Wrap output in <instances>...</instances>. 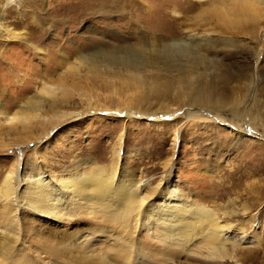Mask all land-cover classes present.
<instances>
[{"label": "rangeland", "instance_id": "1", "mask_svg": "<svg viewBox=\"0 0 264 264\" xmlns=\"http://www.w3.org/2000/svg\"><path fill=\"white\" fill-rule=\"evenodd\" d=\"M8 1L0 0L4 24L0 28V109L15 112L16 102L25 101L28 94L60 101L32 117L28 130L14 128L17 117L0 114V141L9 144L0 147V186L14 157L22 159V167H27L28 159L34 160L37 170L43 167L55 177L73 162L93 159L109 168L105 173L117 167V176L126 169L131 177L145 181L143 193L151 200L159 196L171 170L168 178L177 182L180 191L224 220L238 223L241 264H264V3L241 0L239 15L247 10L252 20L245 21L238 34H219L212 30L219 19L207 14L209 8L219 3L225 12L223 4L235 0H115L120 6L112 14L102 13L88 0H15L7 5ZM205 14L211 20L204 21ZM253 26H257L254 33L242 32ZM8 32L16 36L9 37ZM171 39L197 45L181 52L215 58L212 66L202 68L201 78L207 82L212 105H217L212 115L201 104L203 111L190 114L191 102L177 99L175 93L163 101L155 95L142 100L141 89L129 81L86 76L81 71L72 75L68 72L72 67L63 66L62 54L75 60L78 52L116 48L133 55L143 51L144 43L163 46ZM201 39L206 42L200 43ZM180 61L181 57L174 62ZM248 130L255 133L253 140ZM89 211L61 220L31 211L22 216L31 218L33 225L52 228L55 233L46 236L56 241L62 233L78 229L95 233L98 240L113 233L147 242L140 228L131 232L129 222L128 233L121 221L103 211ZM254 214L258 218L253 222ZM96 239L92 241L96 247L113 244ZM175 250L173 256L185 259L182 249ZM224 264L239 263L226 259Z\"/></svg>", "mask_w": 264, "mask_h": 264}, {"label": "bare ground", "instance_id": "2", "mask_svg": "<svg viewBox=\"0 0 264 264\" xmlns=\"http://www.w3.org/2000/svg\"><path fill=\"white\" fill-rule=\"evenodd\" d=\"M88 1L95 3L96 8L100 7L102 13L107 14L117 13L120 6L119 2H113L115 0ZM258 1L264 3V0ZM13 2L16 1L9 0L7 5ZM218 4L211 6L207 13L219 19V26L212 29L216 33L231 31L238 34L243 23L252 20L245 9H242L245 13L239 15L241 0L223 4L225 12ZM105 5L106 9L103 8ZM207 14L203 17L204 21L211 20V17L207 19ZM260 14H257L258 18ZM1 23L0 28H4ZM135 27L139 29L138 26ZM256 27H245L242 32L254 33ZM139 32L143 33L141 27ZM6 34L9 37L16 36L15 33ZM153 35L159 33L155 32ZM230 37L226 38L231 40ZM203 42L206 40L201 39L200 43ZM196 46L182 39H171V44L163 46H160V42L157 46L144 43L143 51L138 54H123L116 48L112 51L94 49L89 53L78 52L75 60L62 54V61L63 66L72 67V70H68L72 75L81 71L86 76L129 81L141 89L142 100L155 95L159 101H163L175 93L178 95L177 99L185 98L191 102L190 114L203 111L200 107L202 105L212 115V107L217 105H212L207 82L201 78L205 76L202 68L212 66L215 58L204 53L195 55L189 51L181 52L183 48ZM34 47L37 46L34 44ZM180 57L181 63H175ZM201 64L205 67H200ZM227 89L228 87L224 88L226 91ZM204 92L205 95H202ZM24 95L26 93L22 94ZM26 96L25 101L16 102L15 112L0 109V114L12 119L17 117L19 123L14 127L16 129L28 130L33 124L32 117L36 118L39 113L48 111V107L52 108L60 101L47 99L45 96ZM117 107L121 109L120 105ZM132 115L133 112H126V116ZM27 120L29 123L25 124ZM248 135L252 140V136H256L250 131ZM24 137L28 138V134ZM122 137L121 135L119 138L120 143ZM6 145L9 144L0 141V147ZM117 153L120 155V152ZM35 164L36 161L28 159L27 167H22V159L14 157L0 186V264H224L226 259L236 260L241 264L237 250L241 237L235 233L240 229L238 223L224 220L215 210L196 203L180 191L177 182L168 178L171 170H168L159 196L149 200L147 194L143 193L148 184L131 177L132 174L126 169L121 170V174L117 176V167L105 173L107 166H101L93 159H83L66 166L63 173L55 177L46 174L43 167L37 170ZM87 167L93 171H86ZM84 209L92 210L89 211L90 214L94 210L99 213L103 211V215L108 214L112 216L111 219L121 221V226L126 231V222H129L131 232L140 228L147 242L141 244L135 239L126 240L110 233L107 239L113 241V244L109 247H96L92 242L96 239L95 233H85L78 229L73 230V233H62L60 240L56 241L46 236V233H55L52 228L43 225L38 227L37 224H32L31 218L22 216L23 212L31 211L40 216L61 220L71 218ZM225 213H228L227 210ZM257 218L258 215L254 214L251 219L254 222ZM103 239L96 240H107ZM177 248L182 249L185 259L172 255V250Z\"/></svg>", "mask_w": 264, "mask_h": 264}]
</instances>
